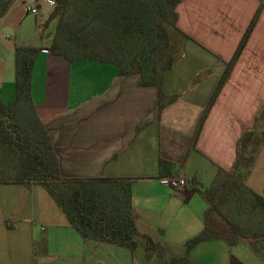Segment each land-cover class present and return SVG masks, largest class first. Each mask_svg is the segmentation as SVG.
<instances>
[{"label":"crops","instance_id":"0c3cea01","mask_svg":"<svg viewBox=\"0 0 264 264\" xmlns=\"http://www.w3.org/2000/svg\"><path fill=\"white\" fill-rule=\"evenodd\" d=\"M49 1L58 2L16 0L0 20L2 102L15 98V48L37 49L32 97L63 177L131 180L139 232L160 244L165 236L170 257L183 255L185 243L206 224L228 234L229 225L199 187L209 188L219 170L234 167L239 139L264 108V7L197 141L195 136L261 1L181 0L177 26L188 38L160 90L142 86L139 75L121 76L117 65L100 59L71 62L53 55L58 18L50 20L55 6ZM159 103L165 105L160 115ZM160 160L174 165L171 177L188 181L185 189L161 183ZM247 185L264 198V145ZM138 250L84 240L40 185H0V264H159L154 255L139 261ZM190 258L199 264H264L248 243L229 246L223 240L199 244Z\"/></svg>","mask_w":264,"mask_h":264},{"label":"trees","instance_id":"16d2710c","mask_svg":"<svg viewBox=\"0 0 264 264\" xmlns=\"http://www.w3.org/2000/svg\"><path fill=\"white\" fill-rule=\"evenodd\" d=\"M16 0H0V20ZM206 109L197 141L210 109L242 54L264 7V0ZM181 0H58L50 20L58 18L51 53L71 62L100 59L119 67L121 76L139 75L142 86L160 90L163 75L176 61L181 42L188 38L177 26ZM102 49L103 55H97ZM37 49L15 48V98L0 97V185L44 187L81 237L91 243H109L135 252L139 239L148 257L159 264H199L190 258L199 244L223 240L229 246L248 245L264 260V198L247 185V177L264 145V108L238 142L230 171L219 170L209 188L199 187L204 198L229 225L223 235L206 224L188 240L181 256L168 258L163 246L137 228L129 179L65 178L53 140L40 120L32 97ZM1 93V90H0ZM165 105L159 103V115ZM160 177H171L174 165L160 160Z\"/></svg>","mask_w":264,"mask_h":264},{"label":"built area","instance_id":"2783aa9c","mask_svg":"<svg viewBox=\"0 0 264 264\" xmlns=\"http://www.w3.org/2000/svg\"><path fill=\"white\" fill-rule=\"evenodd\" d=\"M49 3L53 6H56L57 3L56 2H51L49 1ZM29 11L33 12V13H36L37 10L36 9H32V8H29ZM161 183L165 186H168L174 190H177V191H180L182 189H185L188 185V181L182 177V176H177V177H169V178H162L161 179Z\"/></svg>","mask_w":264,"mask_h":264},{"label":"rangeland","instance_id":"374dc122","mask_svg":"<svg viewBox=\"0 0 264 264\" xmlns=\"http://www.w3.org/2000/svg\"><path fill=\"white\" fill-rule=\"evenodd\" d=\"M50 31V30H49ZM102 49H96V54L97 55H103L102 54ZM263 126V125H262ZM263 128H264V126H263ZM170 237V236H169ZM159 240L158 241H160L162 244V246H163V248H165V242H164V239H165V236H162V235H160L159 236V238H158ZM163 241V242H162ZM146 246V242L143 240V239H139V246H140V249L141 250H138V253H137V255H138V260L139 261H141V262H146V261H144L146 258H145V255L144 254H146V252L142 249V247L143 246ZM177 250H175V252H176ZM170 252H171V250H166V255H167V257H170L169 255H170ZM146 256H147V254H146ZM152 257V256H151ZM151 257H148L147 259H149V258H151ZM141 258V259H140ZM144 259V260H143ZM156 259V257L154 256V260ZM158 262V261H157ZM222 264H223V262H222Z\"/></svg>","mask_w":264,"mask_h":264}]
</instances>
